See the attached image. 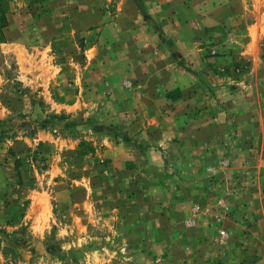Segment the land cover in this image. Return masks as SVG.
I'll use <instances>...</instances> for the list:
<instances>
[{
  "label": "rangeland",
  "instance_id": "rangeland-1",
  "mask_svg": "<svg viewBox=\"0 0 264 264\" xmlns=\"http://www.w3.org/2000/svg\"><path fill=\"white\" fill-rule=\"evenodd\" d=\"M2 15L0 264H230L220 194L264 190V0Z\"/></svg>",
  "mask_w": 264,
  "mask_h": 264
},
{
  "label": "crops",
  "instance_id": "crops-1",
  "mask_svg": "<svg viewBox=\"0 0 264 264\" xmlns=\"http://www.w3.org/2000/svg\"><path fill=\"white\" fill-rule=\"evenodd\" d=\"M239 180L233 183L236 185ZM254 186L260 187V183L254 185L245 178L236 190H223L220 194L228 196V237L233 250L230 264H264V190H252ZM236 227L241 231L238 235Z\"/></svg>",
  "mask_w": 264,
  "mask_h": 264
},
{
  "label": "trees",
  "instance_id": "trees-1",
  "mask_svg": "<svg viewBox=\"0 0 264 264\" xmlns=\"http://www.w3.org/2000/svg\"><path fill=\"white\" fill-rule=\"evenodd\" d=\"M6 25V18L4 15L0 18V28H3Z\"/></svg>",
  "mask_w": 264,
  "mask_h": 264
},
{
  "label": "built area",
  "instance_id": "built-area-1",
  "mask_svg": "<svg viewBox=\"0 0 264 264\" xmlns=\"http://www.w3.org/2000/svg\"><path fill=\"white\" fill-rule=\"evenodd\" d=\"M224 234V233H223Z\"/></svg>",
  "mask_w": 264,
  "mask_h": 264
}]
</instances>
